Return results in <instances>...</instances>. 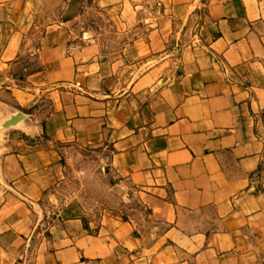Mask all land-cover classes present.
<instances>
[{
	"label": "crops",
	"instance_id": "obj_1",
	"mask_svg": "<svg viewBox=\"0 0 264 264\" xmlns=\"http://www.w3.org/2000/svg\"><path fill=\"white\" fill-rule=\"evenodd\" d=\"M263 111L264 0H0V264H264Z\"/></svg>",
	"mask_w": 264,
	"mask_h": 264
},
{
	"label": "rangeland",
	"instance_id": "obj_2",
	"mask_svg": "<svg viewBox=\"0 0 264 264\" xmlns=\"http://www.w3.org/2000/svg\"><path fill=\"white\" fill-rule=\"evenodd\" d=\"M77 11H79V7L78 5H75L73 12L75 13ZM86 17V22H92L95 27L99 25H102L103 27L102 18L98 16V11L95 9H90ZM89 156L92 157L91 153H89ZM96 161L97 160H94V158H88L85 168L88 170L93 168L92 173L88 174L84 171L85 169H82V172H84L83 176L82 174H76L75 179L72 180L69 185V190H76L82 185L85 187L86 194L82 198L80 195L76 197V200L79 201L80 204L83 202L91 203L96 209L101 207H111L114 202L117 203L118 195L117 193L108 190L107 179L104 178V165L96 163ZM89 175L90 177L88 178Z\"/></svg>",
	"mask_w": 264,
	"mask_h": 264
},
{
	"label": "water",
	"instance_id": "obj_3",
	"mask_svg": "<svg viewBox=\"0 0 264 264\" xmlns=\"http://www.w3.org/2000/svg\"><path fill=\"white\" fill-rule=\"evenodd\" d=\"M25 118V115L21 112L14 113L10 115L9 119L5 120L0 125V135H2L4 132L13 129L18 126L19 123L23 121Z\"/></svg>",
	"mask_w": 264,
	"mask_h": 264
},
{
	"label": "built area",
	"instance_id": "obj_4",
	"mask_svg": "<svg viewBox=\"0 0 264 264\" xmlns=\"http://www.w3.org/2000/svg\"><path fill=\"white\" fill-rule=\"evenodd\" d=\"M262 119L264 121V111L261 113Z\"/></svg>",
	"mask_w": 264,
	"mask_h": 264
},
{
	"label": "trees",
	"instance_id": "obj_5",
	"mask_svg": "<svg viewBox=\"0 0 264 264\" xmlns=\"http://www.w3.org/2000/svg\"><path fill=\"white\" fill-rule=\"evenodd\" d=\"M258 192H260L259 189H255V193H258Z\"/></svg>",
	"mask_w": 264,
	"mask_h": 264
}]
</instances>
